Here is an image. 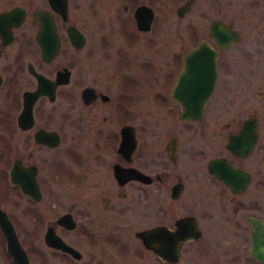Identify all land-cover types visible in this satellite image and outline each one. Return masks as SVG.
Here are the masks:
<instances>
[{
    "label": "flooded vegetation",
    "instance_id": "1",
    "mask_svg": "<svg viewBox=\"0 0 264 264\" xmlns=\"http://www.w3.org/2000/svg\"><path fill=\"white\" fill-rule=\"evenodd\" d=\"M186 1L0 0V264H261L264 39L244 22L264 14L219 9L199 33ZM201 41L216 75L198 113L171 90ZM156 226L160 254L135 234Z\"/></svg>",
    "mask_w": 264,
    "mask_h": 264
},
{
    "label": "water",
    "instance_id": "2",
    "mask_svg": "<svg viewBox=\"0 0 264 264\" xmlns=\"http://www.w3.org/2000/svg\"><path fill=\"white\" fill-rule=\"evenodd\" d=\"M189 0H187L183 7L188 5ZM145 20L142 22L138 20L139 26L148 27L149 20L151 17V13L149 8L145 11ZM211 34L214 36L216 41L222 45L221 41L225 39H234L236 37V32L234 29H230L225 24L218 20H214L211 25ZM224 44V43H223ZM207 44L204 41L199 42L196 46H194L187 55H185L184 66L186 70L190 72L187 76L190 78V81L182 78H178L176 84L172 87L171 94L175 98H179V101L182 103L184 110L194 109V103H197L198 113L201 111V106L203 104V100L208 96L213 88V84L215 81V54H213L207 50ZM205 56L204 59L201 57ZM203 62V65L200 63ZM213 64V65H212ZM188 73V72H187ZM181 89V95H178L179 90ZM220 159H214L209 162V170L213 172L216 176L220 178H224L227 182L229 181V177L222 175L221 172L213 171L212 167L215 163H218ZM130 176L141 178L142 180H148L145 177V174L141 173L135 168H130ZM253 224L252 234H251V242L248 247V251L256 258V260L264 264V224L257 222L255 220L251 221ZM189 222L186 219H183L182 226L187 227ZM158 226L150 228V229H141L137 231L135 234L138 236L142 244L148 246L154 250L156 254H160L159 244L158 242H151L149 239L156 238L158 235ZM195 232L194 228L182 230L181 239L190 237Z\"/></svg>",
    "mask_w": 264,
    "mask_h": 264
},
{
    "label": "rangeland",
    "instance_id": "3",
    "mask_svg": "<svg viewBox=\"0 0 264 264\" xmlns=\"http://www.w3.org/2000/svg\"><path fill=\"white\" fill-rule=\"evenodd\" d=\"M256 2H261L260 7H256L255 10H252L250 8V2H253L252 0H226V3L224 4V8H223V4L220 0H194L193 4H192V9L191 12L189 13L188 16H186L184 18V20H182V26L188 25L190 23H193L196 20L197 23V28H198V32L201 33V27H204L205 24L207 23V19L212 16L213 13H221L219 12V9H222L223 12H229L231 14V16H233L234 19H236V21H234V24L236 26H238L239 24V20L238 17L241 13H257V14H264V0H255ZM228 4V6H226ZM168 9V8H167ZM221 10V11H222ZM169 14V12L166 10L165 14ZM173 14V13H171ZM167 19H169L168 21H166ZM195 19V20H194ZM161 20L166 21L172 28L173 26L176 24L173 21V17L170 18H161ZM229 20H232L231 18ZM157 24H159L158 20H155V23L152 25L151 27V31L157 30L158 26ZM245 26H244V35L245 38H251L254 40H263L264 39V34H262L263 29H264V19L262 18H258L257 20H254L252 18L250 19H245L244 22ZM203 35L205 34V31L203 30ZM205 36V35H204ZM146 93V90H145ZM237 102V97L235 98L234 102H230L231 106H235ZM231 111L234 109L233 107L230 108ZM227 113H232V112H227ZM226 119V117L221 116L218 120L219 123L221 124L224 120ZM144 218V217H143ZM134 225L136 227L138 226H143L145 225V222L142 220V218L140 219V221H138L137 219H134ZM248 244V241H247ZM245 257L248 261H246L245 263H241V264H257L256 261H254V259H252V257L248 254L247 251H245ZM250 260V261H249ZM253 263H252V262Z\"/></svg>",
    "mask_w": 264,
    "mask_h": 264
}]
</instances>
